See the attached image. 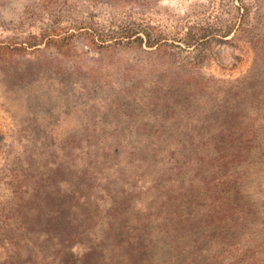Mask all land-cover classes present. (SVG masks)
<instances>
[{"label": "rangeland", "instance_id": "rangeland-1", "mask_svg": "<svg viewBox=\"0 0 264 264\" xmlns=\"http://www.w3.org/2000/svg\"><path fill=\"white\" fill-rule=\"evenodd\" d=\"M86 25L115 36L141 26L167 45L96 48L79 34ZM49 29L74 33L71 48L0 53V262L7 253L50 264V176L65 181L52 161L84 172L94 221L54 264L132 260L115 230L122 221L144 235L139 264H187L199 249L207 258L234 246L264 253V131L238 157L205 164L169 132L196 110L186 105L193 92L179 94L175 82L199 76L206 96L215 80L250 69L264 0H0V41Z\"/></svg>", "mask_w": 264, "mask_h": 264}, {"label": "trees", "instance_id": "trees-1", "mask_svg": "<svg viewBox=\"0 0 264 264\" xmlns=\"http://www.w3.org/2000/svg\"><path fill=\"white\" fill-rule=\"evenodd\" d=\"M99 1L115 4L131 0ZM82 28L79 31L82 39L96 48L136 46L142 52L154 53L167 45L160 32L151 33L141 26L132 25L116 36L114 33H102L91 25ZM54 32L49 29L38 35H28L22 43L0 41V53L9 56L21 51L32 54L41 51L38 47L41 44L44 47L51 44L57 50L70 49L72 37L76 35L66 30ZM248 42L253 53L252 64L243 76L231 81L215 80L217 89L209 90L206 96L204 93L208 87L199 76L193 77L190 82L179 79L174 83L181 95L189 89L193 92V100L188 101L186 105L192 102L196 110L192 113L184 110L182 115L173 120L175 127L171 121L169 132L175 133L177 148L181 147V150L187 152L199 149L202 152L204 157L199 158L200 164H205L212 154L222 159L238 157L246 148H250L264 131V31L251 34ZM185 44L192 46L193 43L187 38ZM180 100L187 99L181 96ZM50 165L58 172H65L63 188L60 187L62 182L59 179L50 176V247L54 250L50 255V264H54L55 253L67 251L78 244L94 221L85 209L89 197L83 191L84 172L76 171L72 162L52 161ZM16 190L18 191V187ZM137 226V221L131 224L122 221L116 225L115 230L122 233V242L134 260L133 263L131 259L125 258L127 262L123 264H139L135 256L138 254L137 248L143 246L145 238L140 231H134ZM44 236L48 237L47 234ZM202 252L200 249L193 251V256L188 259L187 264H264V253L249 252L241 247H231L226 255H212L210 258L202 256ZM0 264L17 263L6 253Z\"/></svg>", "mask_w": 264, "mask_h": 264}]
</instances>
